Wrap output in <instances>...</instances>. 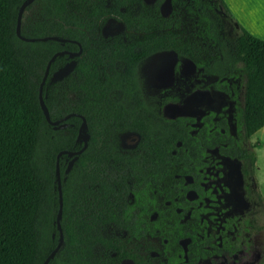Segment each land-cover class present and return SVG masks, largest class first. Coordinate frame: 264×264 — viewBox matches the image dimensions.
Segmentation results:
<instances>
[{
  "label": "flooded vegetation",
  "instance_id": "flooded-vegetation-1",
  "mask_svg": "<svg viewBox=\"0 0 264 264\" xmlns=\"http://www.w3.org/2000/svg\"><path fill=\"white\" fill-rule=\"evenodd\" d=\"M196 10V0H108L98 22L97 44L119 48L102 70L120 84L100 91L114 112L93 125L116 128L112 142L125 156L124 225L104 230L95 251L102 264L264 259L257 147L241 120L243 60L211 72L206 43L193 40Z\"/></svg>",
  "mask_w": 264,
  "mask_h": 264
},
{
  "label": "trees",
  "instance_id": "trees-1",
  "mask_svg": "<svg viewBox=\"0 0 264 264\" xmlns=\"http://www.w3.org/2000/svg\"><path fill=\"white\" fill-rule=\"evenodd\" d=\"M25 1L0 0V264H43L59 242L57 156L82 148V118L72 117L66 129H56L46 119L39 94L50 59L57 52L79 51L78 43L83 53L74 72L52 83L54 73L70 62L69 55L58 57L43 92L53 121L79 114L87 120L90 136L69 173L73 158L60 160L64 246L50 264H102L95 251L106 242L104 230L123 226L125 219V156L112 142L116 128L93 125L114 112L115 102L100 91L120 84L102 70L118 57L119 48L97 44L108 0H36L27 8L23 36H58L70 40L66 43L26 42L17 36ZM196 8L199 29L193 40L206 43L211 72L236 67L233 58L243 60L240 71L248 81L241 120L251 137L264 128V40L238 24L225 0H196ZM170 36L146 34L143 39L172 40ZM256 161L254 154L251 173L264 203Z\"/></svg>",
  "mask_w": 264,
  "mask_h": 264
},
{
  "label": "water",
  "instance_id": "water-1",
  "mask_svg": "<svg viewBox=\"0 0 264 264\" xmlns=\"http://www.w3.org/2000/svg\"><path fill=\"white\" fill-rule=\"evenodd\" d=\"M35 1L36 0H26L22 4V6L20 7L19 14H18V20H17V29H16L17 36L21 40L26 41V42H38V41L46 42V41H50V40L62 42V43L69 42L70 40L60 38L58 36H51V37H44V38H27V37L23 36V34H22L23 16H24L27 8L30 7ZM79 46H80V50L78 52L61 51V52H57L56 54H54V56L48 62V65H47V68L45 71V75H44L43 81H42L41 86H40V94H39L40 104H41V107L43 109V112H44L46 119L49 122V124L54 126L56 129H58V128L66 129L67 128V124L65 123L66 121H68L72 117L82 118L83 122H82V125H81L80 130H79L78 141H81L84 144L83 148L78 150V151H61L57 156L56 174H57V184H58V191H59V211H58V215H57V227H58V230L60 233V237H59V242H58L56 248L45 259L43 264H50V262L57 256V254L61 251V249L64 246V232H63V228H62V219H63V211H64V198H63V190H62V176H61V170H60V160L65 155L69 156L70 158H73L71 160V162L69 163L67 171H66V173H69L72 170L75 162L78 160L79 156L81 154H83L86 151V149L88 148V143L90 140V136L86 134L88 131V125H87V120L85 119V117H83L79 114L72 113V114L65 116L64 118H62L60 120L53 121L51 119L49 109L45 103L43 92H44L45 84H46V82L49 78V75H50L51 67L58 57L69 55V57L71 58V61L64 68H62V69H60L54 73V75L51 78L52 83L62 81L65 78L69 77L74 72L76 65H77L76 58L80 57L82 55V52H83L82 46L80 44H79Z\"/></svg>",
  "mask_w": 264,
  "mask_h": 264
},
{
  "label": "crops",
  "instance_id": "crops-1",
  "mask_svg": "<svg viewBox=\"0 0 264 264\" xmlns=\"http://www.w3.org/2000/svg\"><path fill=\"white\" fill-rule=\"evenodd\" d=\"M238 24L252 36L264 40V0H225ZM262 130V129H261ZM256 178L264 198V141L258 140Z\"/></svg>",
  "mask_w": 264,
  "mask_h": 264
},
{
  "label": "rangeland",
  "instance_id": "rangeland-1",
  "mask_svg": "<svg viewBox=\"0 0 264 264\" xmlns=\"http://www.w3.org/2000/svg\"><path fill=\"white\" fill-rule=\"evenodd\" d=\"M262 139L264 141V128L262 130H260L259 132H257L255 135H253L252 140L255 142L256 147H259V142L258 140ZM263 177V181H264V175ZM264 252V248L262 250ZM261 252V251H260ZM262 255V252H261Z\"/></svg>",
  "mask_w": 264,
  "mask_h": 264
}]
</instances>
